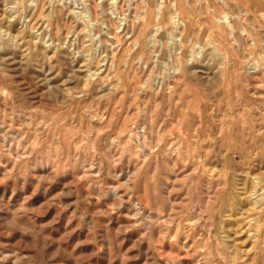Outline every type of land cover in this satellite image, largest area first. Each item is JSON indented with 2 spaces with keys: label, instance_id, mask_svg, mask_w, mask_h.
<instances>
[{
  "label": "rangeland",
  "instance_id": "rangeland-1",
  "mask_svg": "<svg viewBox=\"0 0 264 264\" xmlns=\"http://www.w3.org/2000/svg\"><path fill=\"white\" fill-rule=\"evenodd\" d=\"M0 264H264V0H0Z\"/></svg>",
  "mask_w": 264,
  "mask_h": 264
},
{
  "label": "bare ground",
  "instance_id": "bare-ground-1",
  "mask_svg": "<svg viewBox=\"0 0 264 264\" xmlns=\"http://www.w3.org/2000/svg\"><path fill=\"white\" fill-rule=\"evenodd\" d=\"M179 8V7H178ZM155 11V10H154ZM146 12H148V11H146ZM184 12L185 11H181V9H180V13H182V15L184 14ZM179 13V12H178ZM153 15L155 14L154 12L152 13ZM176 15V14H175ZM144 17L145 16H143V21H145L146 19H144ZM158 17V16H157ZM181 18V17H180ZM214 18V17H213ZM148 19V18H147ZM152 19V18H151ZM150 19H148L146 22H147V25H149V23H150ZM144 23V22H143ZM151 24V23H150ZM206 26V25H205ZM178 30V29H177ZM262 34V33H261ZM213 35V34H212ZM262 36V35H261ZM212 38V37H211ZM231 44V43H230ZM262 64V63H261ZM8 149V148H7ZM148 153V152H147ZM98 174V173H97ZM135 205V204H134ZM138 211V210H137ZM209 234V233H208Z\"/></svg>",
  "mask_w": 264,
  "mask_h": 264
}]
</instances>
